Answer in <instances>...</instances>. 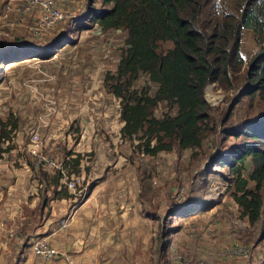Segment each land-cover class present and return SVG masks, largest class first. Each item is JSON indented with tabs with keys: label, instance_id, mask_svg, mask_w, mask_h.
Listing matches in <instances>:
<instances>
[{
	"label": "rangeland",
	"instance_id": "obj_1",
	"mask_svg": "<svg viewBox=\"0 0 264 264\" xmlns=\"http://www.w3.org/2000/svg\"><path fill=\"white\" fill-rule=\"evenodd\" d=\"M56 1L64 17L49 27L42 6L0 0V229L17 232L0 237V264H20L19 250L27 247L33 264H264V183L262 217L251 224L232 195L230 168L220 162L250 143L230 134L264 117L259 99L246 95L233 104L259 50L254 32L244 30L246 65L236 88H206L213 129L202 146L150 156L139 140L122 138L121 101L106 84L128 32L103 31L92 21L91 13L105 8L101 0ZM11 57L17 59L6 64ZM134 87L152 95L158 89L146 74ZM165 111L161 104L154 113ZM254 168L249 159L244 176L257 191ZM59 171L64 187L74 180L75 188H68L72 199L56 202L49 183ZM39 239L58 257L37 256Z\"/></svg>",
	"mask_w": 264,
	"mask_h": 264
},
{
	"label": "trees",
	"instance_id": "obj_2",
	"mask_svg": "<svg viewBox=\"0 0 264 264\" xmlns=\"http://www.w3.org/2000/svg\"><path fill=\"white\" fill-rule=\"evenodd\" d=\"M101 2L105 8L91 13L92 21L103 31L128 32L117 73L108 76L106 84L121 101L122 138L139 140L138 147L144 154L157 156L175 148L202 146L213 129L206 88L210 84L225 91L236 88L246 65L241 51L245 29L254 32L259 50L247 64L244 92L234 102L246 95L252 101L264 102V0H232L231 5L226 0ZM165 42L173 46L159 50ZM14 57L5 60L6 64L15 61ZM142 74L158 86L154 95L147 87H134ZM161 104L167 111L159 118L154 111ZM241 134L250 143L235 148L220 162L233 175L232 195L243 208V217L255 224L263 213L259 191L264 183V117L236 128L230 135ZM6 136L3 131L2 137ZM249 159L255 166L250 179L256 182L257 191L248 188L249 179L244 176ZM80 161L71 160L73 173L80 171ZM62 178V171L53 178L55 196L73 198L74 194L61 184Z\"/></svg>",
	"mask_w": 264,
	"mask_h": 264
},
{
	"label": "built area",
	"instance_id": "obj_3",
	"mask_svg": "<svg viewBox=\"0 0 264 264\" xmlns=\"http://www.w3.org/2000/svg\"><path fill=\"white\" fill-rule=\"evenodd\" d=\"M32 3L40 9V6L43 7L45 13V24L49 27H55L56 24L63 19L64 12L57 6L56 0H31ZM69 189L75 188V181L71 180L67 183ZM34 252L37 256H40L44 259H55L58 257L59 252L48 245L46 239H39L35 241ZM241 250H236L235 255H240Z\"/></svg>",
	"mask_w": 264,
	"mask_h": 264
},
{
	"label": "crops",
	"instance_id": "obj_4",
	"mask_svg": "<svg viewBox=\"0 0 264 264\" xmlns=\"http://www.w3.org/2000/svg\"><path fill=\"white\" fill-rule=\"evenodd\" d=\"M243 54V53H242ZM243 56V59H245L244 57V54L242 55ZM61 184H63L61 182ZM49 186L52 188L51 189V192L49 191V195H53L52 196V200L53 201H59L60 198H57L55 196V191L57 189V186H55L52 182L51 184L49 183ZM61 187L59 186L58 187V190L60 191ZM68 198H62L61 200H66L67 201ZM72 199V198H69V200ZM3 201V195L0 194V203ZM56 203H54L55 205ZM50 207H52V204L50 205ZM56 207H58V204H56ZM56 212H53V210L51 211V218L55 215ZM7 233L8 236H11L12 234L14 235H17V232H13V230H7V229H0V237L1 236H4L5 234ZM14 237V236H13ZM1 240V239H0ZM6 241H3L1 245H8V243ZM18 246V245H17ZM19 247V246H18ZM27 251H28V247L27 248H24L23 250H19V255H21V258H19V263L20 264H33L35 262V258H29L30 256V253L27 254ZM14 255V254H13ZM17 258V259H18ZM59 262H63V264H68V262H70V260H66V259H61ZM55 263H58V262H53V263H50V264H55Z\"/></svg>",
	"mask_w": 264,
	"mask_h": 264
},
{
	"label": "water",
	"instance_id": "obj_5",
	"mask_svg": "<svg viewBox=\"0 0 264 264\" xmlns=\"http://www.w3.org/2000/svg\"><path fill=\"white\" fill-rule=\"evenodd\" d=\"M244 92V89L239 93V95L237 96V99L239 98V96ZM233 104H235V102H233Z\"/></svg>",
	"mask_w": 264,
	"mask_h": 264
}]
</instances>
